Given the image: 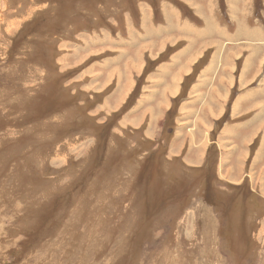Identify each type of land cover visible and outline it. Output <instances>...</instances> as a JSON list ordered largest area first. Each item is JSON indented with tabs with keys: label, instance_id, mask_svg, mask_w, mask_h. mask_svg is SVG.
<instances>
[{
	"label": "rangeland",
	"instance_id": "1",
	"mask_svg": "<svg viewBox=\"0 0 264 264\" xmlns=\"http://www.w3.org/2000/svg\"><path fill=\"white\" fill-rule=\"evenodd\" d=\"M212 3L0 0V264H264V49Z\"/></svg>",
	"mask_w": 264,
	"mask_h": 264
},
{
	"label": "crops",
	"instance_id": "2",
	"mask_svg": "<svg viewBox=\"0 0 264 264\" xmlns=\"http://www.w3.org/2000/svg\"><path fill=\"white\" fill-rule=\"evenodd\" d=\"M220 6V1L224 3L225 6V14L227 15V20L229 24H231L234 28V33L232 35V42L235 45H240L237 48H251L254 51L264 49V0H218ZM260 2V6L256 4V2ZM212 7L216 8V0H212ZM258 9V11H256ZM195 16L200 18V12L191 6ZM219 11L221 12V6L219 7ZM241 11H244L241 13ZM255 12L258 14L256 16ZM222 13V12H221ZM220 13V14H221ZM216 14V13H215ZM214 14V15H215ZM223 14H221L222 16ZM219 16V15H218ZM215 17H209L208 20L203 18L204 29V37L200 40H203L208 43L211 42L213 45L206 47L207 45L201 46L202 49L206 48V50L211 48H219L217 45L223 42V37L225 34V29L221 25L220 22H215ZM169 39H167L168 41ZM216 44V45H214ZM243 44L246 46L243 47ZM163 49H166L168 45L164 42ZM190 54V52H189ZM203 58L202 56L193 57L192 60L197 61L198 59ZM176 65L180 66L178 69V73L182 74V67H186L189 64H193L188 57L184 61H181L180 57H175ZM183 63V66L181 64ZM131 69V68H130ZM179 81V80H178ZM174 80V83H178ZM164 97L170 96V93H163Z\"/></svg>",
	"mask_w": 264,
	"mask_h": 264
},
{
	"label": "trees",
	"instance_id": "3",
	"mask_svg": "<svg viewBox=\"0 0 264 264\" xmlns=\"http://www.w3.org/2000/svg\"><path fill=\"white\" fill-rule=\"evenodd\" d=\"M257 6L259 5L260 6V2H256ZM221 7H222V10L224 11L225 10V7H224V3L221 1ZM259 8H257V11H258Z\"/></svg>",
	"mask_w": 264,
	"mask_h": 264
},
{
	"label": "bare ground",
	"instance_id": "4",
	"mask_svg": "<svg viewBox=\"0 0 264 264\" xmlns=\"http://www.w3.org/2000/svg\"><path fill=\"white\" fill-rule=\"evenodd\" d=\"M144 26V25H143ZM232 40V39H231ZM183 56H185V55H183ZM163 65V64H162ZM190 73V72H189ZM189 75V74H188ZM207 79V78H206ZM176 82H177V80H176Z\"/></svg>",
	"mask_w": 264,
	"mask_h": 264
}]
</instances>
